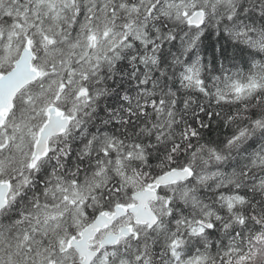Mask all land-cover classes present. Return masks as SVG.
<instances>
[{"label":"snow or ice","instance_id":"snow-or-ice-1","mask_svg":"<svg viewBox=\"0 0 264 264\" xmlns=\"http://www.w3.org/2000/svg\"><path fill=\"white\" fill-rule=\"evenodd\" d=\"M0 264H264V0H0Z\"/></svg>","mask_w":264,"mask_h":264}]
</instances>
